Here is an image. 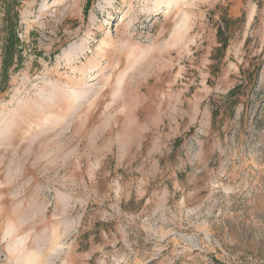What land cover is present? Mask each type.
I'll list each match as a JSON object with an SVG mask.
<instances>
[{
  "label": "rangeland",
  "instance_id": "obj_1",
  "mask_svg": "<svg viewBox=\"0 0 264 264\" xmlns=\"http://www.w3.org/2000/svg\"><path fill=\"white\" fill-rule=\"evenodd\" d=\"M0 264H264V0H0Z\"/></svg>",
  "mask_w": 264,
  "mask_h": 264
},
{
  "label": "trees",
  "instance_id": "obj_2",
  "mask_svg": "<svg viewBox=\"0 0 264 264\" xmlns=\"http://www.w3.org/2000/svg\"><path fill=\"white\" fill-rule=\"evenodd\" d=\"M222 34L223 33L221 31V28H219L217 35L221 36ZM14 45H15V39L13 40V38L9 37L8 41H7V45L5 46V49H4L5 52L8 54V56H10L9 63L12 62L13 53H14ZM225 45H226V42L223 41L222 47H225ZM18 59H20V58H18ZM6 62H8V60H4L3 65H6ZM233 93H234L233 90H231L229 92V95H232Z\"/></svg>",
  "mask_w": 264,
  "mask_h": 264
}]
</instances>
